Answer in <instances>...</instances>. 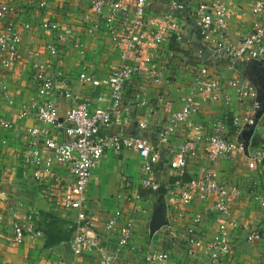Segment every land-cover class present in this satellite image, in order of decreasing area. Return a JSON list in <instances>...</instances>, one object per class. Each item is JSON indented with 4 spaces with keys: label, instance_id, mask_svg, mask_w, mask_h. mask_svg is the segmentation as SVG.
<instances>
[{
    "label": "crops",
    "instance_id": "crops-1",
    "mask_svg": "<svg viewBox=\"0 0 264 264\" xmlns=\"http://www.w3.org/2000/svg\"><path fill=\"white\" fill-rule=\"evenodd\" d=\"M43 1L46 2L45 7L40 5ZM172 1L152 0L148 8L149 15L175 16L182 23V40L171 34L161 44L155 60L166 68L163 83L158 85L142 76L133 81L125 93L127 111L120 122L106 129L110 133L139 132L155 143L162 154L155 165L161 193L154 195L143 185L145 172L142 159L137 151L128 148L105 153L93 169L86 191L87 211L96 222L94 232L108 251L116 250L119 237L118 232L107 230L109 219L117 216L120 223H133L131 242L121 250L117 264H152L146 261L145 256L157 250L168 251L172 261L179 264H208L210 261L204 253H200L198 258L189 256L186 242L189 237L210 240L218 230L219 215L211 213L208 202L195 200L190 205H184L174 185L177 176L169 167L171 150L189 134L180 132L168 143L160 144L157 131L161 125L168 123L172 112L181 107L182 98L190 91L200 66L207 65L221 79L227 74L242 76L245 67L235 60V65L239 67L229 69V59L217 55L203 39L195 21L201 0H184V8L180 10L172 9ZM217 1L225 2L230 11L223 32L229 41L240 40L256 24L264 25V7L255 9L259 0H205L208 4ZM89 3L90 0L10 2V18L21 30L22 43L19 60L13 69L5 70L0 63V215L3 218L0 223V264H72L74 261L69 242L73 233L68 239L54 244L47 239L51 222L58 223L63 229L74 225L75 213L63 205L72 173L65 164L55 160L51 174L43 181L36 180L29 162V149L34 141L28 136L27 128L46 126L52 129L53 136L59 139L66 137L62 131L38 120L35 113L25 116L22 112L39 99L38 82L32 68V61L36 60H54L55 67L63 72L73 92L89 96L92 108L105 105L99 101V96H108V88L84 84L79 75L87 70L96 78L108 76L123 62V58L105 31L87 33L90 22L85 19V13ZM44 22H59L72 27L83 47L75 48L70 43L57 41L54 32L43 28ZM55 42L59 43L61 53L53 58L47 47ZM226 91L230 96L228 100L205 102L200 112L191 117L194 123L203 126V132L198 136L197 147L190 157L186 179L203 172L210 165L205 138L211 131L213 120L223 118L227 134L236 136L238 129L234 127V117L252 113L254 118L257 100H241L233 89L227 88ZM163 92H167L166 103L159 105L157 97ZM58 103L62 116L73 104L63 97ZM143 121L148 124L145 129L140 127ZM42 145V142L37 143L38 147ZM260 147H264V114L258 121L248 149L243 145L235 156L217 162L220 180L227 185H237L242 190V195L231 203V214L247 227L231 231V252L215 264H264V207L249 195L252 179L261 178L264 181V164H257L249 155ZM211 204L212 201H209V206ZM200 215L201 220L196 221ZM30 219L41 235L27 231L22 241H16L13 223L27 225ZM252 231L259 232L262 238L247 241V235ZM78 262L105 264L98 250L85 253Z\"/></svg>",
    "mask_w": 264,
    "mask_h": 264
},
{
    "label": "built area",
    "instance_id": "built-area-1",
    "mask_svg": "<svg viewBox=\"0 0 264 264\" xmlns=\"http://www.w3.org/2000/svg\"><path fill=\"white\" fill-rule=\"evenodd\" d=\"M11 1L0 0V63L5 70L13 69L20 55L22 33L14 19L10 18ZM77 1V0H75ZM152 0H90L85 19L90 22L86 28L88 34L105 31L123 58V62L102 78H96L84 70L79 79L84 84L108 88V96H99L105 105L92 108L90 97L73 92L63 72L55 67L54 60L32 61L35 79L38 82L39 99L24 109L27 116L35 113L38 120L63 132L66 137L59 139L52 135V129L46 126H30L27 134L34 141L29 149V162L33 166V176L43 181L51 174L55 160L65 164L72 173V180L64 194L63 205L75 213L74 232L70 238V246L74 254L72 264H79L78 259L85 253L98 250L102 253L105 264H117L121 250L128 246L133 236L131 221L120 223L117 216L111 217L106 224L110 233L119 234L116 250L108 251L105 243L94 232L96 222L87 211L86 191L91 180L93 169L109 150L120 151L125 148L138 152L143 162L145 176L143 185L160 195L161 184L155 176V165L161 159V150L146 135L141 133H110L106 131L113 124L120 122L127 111L125 104L126 89L139 77H145L160 85L163 83L164 68L155 62L159 48L171 34L182 40V23L175 16L149 15L148 8ZM196 9L195 21L200 34L207 45L219 56L231 62L229 69L235 68V60L264 59V25L256 24L253 30L238 41H229L223 35L226 18L230 11L225 2L210 4L201 0ZM40 5L45 7L46 2ZM264 0H259L255 9L261 10ZM184 8V0H173L172 9ZM43 28L56 34L57 41L70 43L75 48H82L83 43L75 37L72 27L63 26L59 22H44ZM29 27V25H27ZM53 58L61 53L59 43L48 45ZM227 88L235 91L241 100L256 101L258 92L250 80L237 74H227L224 79L214 74L207 65L198 68L190 91L182 98V105L172 112L168 123L157 131L159 143H168L180 132L188 133V137L171 150L169 167L177 176L175 187L179 190L180 200L190 205L195 200L208 202L211 213L218 214V230L210 240L189 237L186 248L189 256L198 258L204 253L208 264H215L228 256L232 249L231 231L247 227L232 217L231 203L242 195V190L234 184H224L219 177L217 162L228 159L239 152L243 145L239 135L246 125L253 122V114L247 113L233 119L238 129L236 136L228 135L226 121L217 118L210 123L211 131L205 138V149L210 165L201 173L186 179L190 157L198 144V136L203 132L201 124L191 120L200 112L205 102H219L230 98ZM167 92L159 94L157 103H166ZM71 100L73 104L64 116L60 114L59 98ZM143 103H147L143 100ZM146 122H140L145 129ZM42 142V147L37 143ZM250 157L259 165L264 164V147L254 149ZM263 180L254 178L250 182L249 195L264 207ZM209 201L212 204L209 206ZM198 216L196 221L201 220ZM0 215V223L2 222ZM16 241L24 239L27 231L41 235L40 230L33 227L32 219L25 225L13 223ZM262 236L257 231L247 235V241L254 242ZM148 263L179 264L171 259L166 250L151 251L146 254ZM264 263V260H263Z\"/></svg>",
    "mask_w": 264,
    "mask_h": 264
},
{
    "label": "water",
    "instance_id": "water-1",
    "mask_svg": "<svg viewBox=\"0 0 264 264\" xmlns=\"http://www.w3.org/2000/svg\"><path fill=\"white\" fill-rule=\"evenodd\" d=\"M239 62L245 67V71L242 76L253 82L258 92L256 99L257 108L254 114L253 122L246 125L239 135L240 140L242 139L244 147L248 149L258 121L264 114V59L240 60Z\"/></svg>",
    "mask_w": 264,
    "mask_h": 264
},
{
    "label": "trees",
    "instance_id": "trees-1",
    "mask_svg": "<svg viewBox=\"0 0 264 264\" xmlns=\"http://www.w3.org/2000/svg\"><path fill=\"white\" fill-rule=\"evenodd\" d=\"M174 37L176 38V35H174ZM238 63L239 62H237V64ZM236 67H239V65ZM234 127L236 128L235 125H234ZM160 193H161V189H160ZM154 195H155V193H154ZM49 226H51V228L47 232V239H48V242L50 244H54V243L60 242L62 240L68 239L70 237V235H72V233L74 232V228H75L74 225H72V227H70V228L63 229L60 225H58V223L56 224V222H51L49 224Z\"/></svg>",
    "mask_w": 264,
    "mask_h": 264
}]
</instances>
